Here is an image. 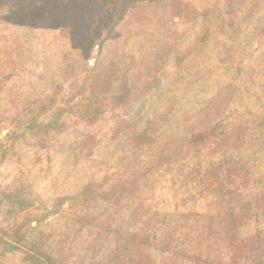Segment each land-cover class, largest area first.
<instances>
[{"label":"trees","instance_id":"obj_1","mask_svg":"<svg viewBox=\"0 0 264 264\" xmlns=\"http://www.w3.org/2000/svg\"><path fill=\"white\" fill-rule=\"evenodd\" d=\"M52 1L56 28L73 50L85 57L97 46L98 53L93 65L86 61L76 66L69 89L59 86L60 72H53L57 85L39 96L25 79L26 51L5 57L0 44V167L25 146L47 154L42 174L23 172L13 189L0 190V248L20 251L24 264H244L243 249L235 246L264 241V112L253 115L252 122L234 117L238 112L223 107L225 91L218 87L199 95L195 131L152 130L141 122L150 96L170 86L169 81L164 86L165 70L180 75L177 86L185 92L194 87L204 70L193 78L183 74V65L194 44L205 46L213 36L225 44L219 49L232 56L235 74L264 71V0ZM103 3L109 8L97 23L82 27ZM10 17L0 15V43L9 36L2 26H9L10 33L14 25ZM253 42L263 48L254 49ZM247 87L264 105V94ZM109 100L125 106L127 121L106 143L113 149L103 152L102 166L91 172L90 164L98 163L96 154L105 144L82 133L64 150L59 139L71 129L68 116L95 124ZM60 150L66 155L62 169L72 164L65 177L55 176L52 167ZM114 162L117 167L111 171ZM172 167L181 174L179 185L195 181H188L197 196L195 206L206 210L150 213L137 205L151 195L157 174ZM77 177L84 181L58 197L56 211L43 213L42 199L58 196L56 188ZM215 177L227 188L217 185ZM45 178L46 184L36 185ZM211 179L225 193L223 212L210 211L200 196ZM197 180L205 185L196 187ZM65 202L73 210L71 217L47 221ZM116 212L117 227L104 222ZM142 215L144 221L135 225ZM131 228L148 232L150 238L141 235L137 242L151 249L145 256L141 248L128 256L122 233ZM117 248L123 261H117Z\"/></svg>","mask_w":264,"mask_h":264},{"label":"rangeland","instance_id":"obj_2","mask_svg":"<svg viewBox=\"0 0 264 264\" xmlns=\"http://www.w3.org/2000/svg\"><path fill=\"white\" fill-rule=\"evenodd\" d=\"M54 4L55 2L52 0H0V15L10 14V20L14 22V25L10 29L11 34L7 31L9 26H6V24L2 26L3 28H7L5 33L9 34L0 43L2 45L1 48H4L2 54L5 57H15L26 51L23 54L26 56L25 63L28 70L25 79L31 83H28L29 87L31 86L30 89L39 96L45 93V91L52 89L54 85H57L53 84L51 79L53 72H60L58 77L59 86L62 87L64 85L65 89H69L75 77L76 66L78 67L80 63H85L86 61L90 65H93L98 53L97 46L89 49L85 57L82 56L79 50H73L70 40L62 37L56 28L57 20H55ZM102 5L104 6L102 9L93 11L94 13L91 17L84 19L82 27L89 25L88 29H91L97 23L102 13H105L109 8L104 3ZM104 31H106V28ZM186 40L189 42L190 37ZM252 45L254 49L263 48V45L257 42H253ZM224 46V43H219L218 36H213L212 41H208L205 46H203L202 42L194 44V52L189 55L188 60L183 65V74L194 78L197 71L204 70V72L202 77L199 76V80L195 82L194 87H191L189 92H185L184 87L177 86V83L180 81L178 79L180 75L176 71H170V68L165 70L164 86L169 85L167 81H169L170 86L162 88L157 94L150 96L144 120L141 122L143 127H149L152 130H179L182 133L195 131V113L199 95L211 90L215 91L218 87L222 91H225L222 105L228 112H238V114H234V117H241L245 122L256 120L253 115L258 116L263 113L264 105L257 99L255 94L247 93L249 90L247 85H251V88L254 89H251V92L260 91V93L264 94V71H258V69L250 71L244 77L235 74L234 68L236 67L233 64L232 56L223 53L219 49V47L222 48ZM262 99L264 100V97ZM66 121L71 125V129L59 139V149L68 150L73 140L80 137L82 133L91 135L105 144L102 145L103 151L100 149L96 154L98 163L94 166L90 164V170L94 172L102 166L100 161L103 159V152L105 153L113 149L109 148L106 143L121 130L127 121V116L124 105L114 100H109L104 108L103 115L95 124H87L72 116H68ZM248 136L250 140L251 135L248 134L246 137ZM46 155V151L36 153L35 149L25 146L23 149L9 156L0 167V190L10 191L13 189L23 172L42 174L43 169L45 171L47 168ZM55 156L56 161L52 164L54 174L58 177H65L66 171L72 164L62 169L63 157L66 156L65 151L60 150L58 153H55ZM113 161H116V158ZM114 164L115 166L110 167L109 170H115L117 162H114ZM106 167L104 165V168ZM238 167L244 170L243 166L239 165ZM180 175L177 167L159 172L153 184V189L149 193L152 196H146L137 202V205H143L144 211L150 213H176L177 208L184 211L206 210L201 205L195 206L197 202L194 201L197 196L193 192L192 186L188 184V181H195L189 178V180L186 179L179 185ZM213 179L209 181L211 187H206V193L201 192L200 196L202 199L205 198L207 208L210 211H217L219 213L225 211L227 207L225 205V193L221 186L218 188L212 184ZM42 180L37 182L36 185L43 186L49 181L48 178ZM198 180L196 181V187L205 185V183H199ZM215 180H217L216 177ZM61 181L62 179L59 180V183ZM83 181L82 177H77L66 185L58 186L56 189L59 195L53 197V199L45 196L42 199L43 202L45 201L44 204L42 206L39 205L43 213L56 211L58 197H63L66 193L73 191L76 184ZM216 184L224 185L227 188V184H223L221 179L217 180ZM183 194L188 195L191 200L182 198ZM71 210L69 202H65L60 211L57 214H51L47 221L54 219L63 220L65 217H71ZM32 216H35V214L33 213ZM107 221L105 220L104 222L117 227V212L110 214V218ZM143 221L144 216L142 215L138 222L135 223L133 221L130 224L132 226L134 223L135 225H139ZM262 230L261 236L264 238V226ZM141 232L143 234L137 231L134 232L131 228L129 230L126 229L122 233V236L125 238V244L130 249L129 257L137 254L139 248H141L142 256H145L151 250L147 245L137 243L142 237L144 239L150 238L147 235V231ZM141 235L142 237H140ZM160 240L161 242L163 241L161 238ZM262 242L260 246H257L255 243L237 244L235 246L237 248L242 247L245 258L244 264H257L258 260L264 263V241ZM108 251H111V249ZM218 251L217 247L215 253ZM102 252L106 251L102 250ZM119 258L122 261L125 259L120 248H117V261ZM0 264H24L23 254L14 248L4 246V248H0Z\"/></svg>","mask_w":264,"mask_h":264}]
</instances>
